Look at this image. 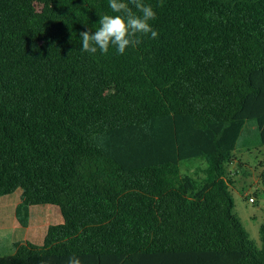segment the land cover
Listing matches in <instances>:
<instances>
[{"label": "trees", "instance_id": "1", "mask_svg": "<svg viewBox=\"0 0 264 264\" xmlns=\"http://www.w3.org/2000/svg\"><path fill=\"white\" fill-rule=\"evenodd\" d=\"M143 2L158 37L90 55L108 0H0V199L63 217L0 264H264L226 176L248 121L264 143V0Z\"/></svg>", "mask_w": 264, "mask_h": 264}, {"label": "rangeland", "instance_id": "2", "mask_svg": "<svg viewBox=\"0 0 264 264\" xmlns=\"http://www.w3.org/2000/svg\"><path fill=\"white\" fill-rule=\"evenodd\" d=\"M234 162L227 169V179L235 203L234 213L246 230L250 243L262 249L264 246L261 228L264 224V143L255 121H248L233 152ZM208 162L205 157H196L181 162L183 173L196 178L207 175ZM255 198V201L251 200ZM22 203L21 193L15 192L0 199V256L16 253V243L42 245L51 225L63 221L58 206L34 205L24 209L29 220L25 227L18 218V207ZM29 213V214H28Z\"/></svg>", "mask_w": 264, "mask_h": 264}, {"label": "clouds", "instance_id": "3", "mask_svg": "<svg viewBox=\"0 0 264 264\" xmlns=\"http://www.w3.org/2000/svg\"><path fill=\"white\" fill-rule=\"evenodd\" d=\"M108 7L114 14L99 17L98 29L90 31L86 27L79 33L83 52L95 55L99 51L107 55L111 47L123 55L128 48L139 45L142 36L158 37L150 24L156 19V12L143 0H108ZM67 264H82V261L74 255L68 258Z\"/></svg>", "mask_w": 264, "mask_h": 264}, {"label": "built area", "instance_id": "4", "mask_svg": "<svg viewBox=\"0 0 264 264\" xmlns=\"http://www.w3.org/2000/svg\"><path fill=\"white\" fill-rule=\"evenodd\" d=\"M251 200H252V201H255V198H254V197H251Z\"/></svg>", "mask_w": 264, "mask_h": 264}]
</instances>
